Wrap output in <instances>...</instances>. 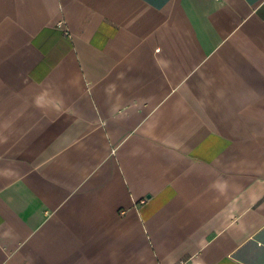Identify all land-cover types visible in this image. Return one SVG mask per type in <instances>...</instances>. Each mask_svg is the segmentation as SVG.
Here are the masks:
<instances>
[{
	"label": "crops",
	"instance_id": "obj_1",
	"mask_svg": "<svg viewBox=\"0 0 264 264\" xmlns=\"http://www.w3.org/2000/svg\"><path fill=\"white\" fill-rule=\"evenodd\" d=\"M0 264H264V0H0Z\"/></svg>",
	"mask_w": 264,
	"mask_h": 264
},
{
	"label": "built area",
	"instance_id": "obj_2",
	"mask_svg": "<svg viewBox=\"0 0 264 264\" xmlns=\"http://www.w3.org/2000/svg\"><path fill=\"white\" fill-rule=\"evenodd\" d=\"M58 25L61 27L64 34H68V29L63 22H60Z\"/></svg>",
	"mask_w": 264,
	"mask_h": 264
}]
</instances>
